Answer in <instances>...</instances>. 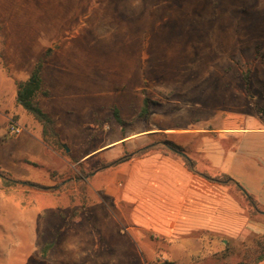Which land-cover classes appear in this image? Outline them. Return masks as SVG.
<instances>
[{
  "label": "crops",
  "instance_id": "0c3cea01",
  "mask_svg": "<svg viewBox=\"0 0 264 264\" xmlns=\"http://www.w3.org/2000/svg\"><path fill=\"white\" fill-rule=\"evenodd\" d=\"M156 7L157 0H0L2 171L32 182V171L41 170L45 186L51 187L49 170L63 175L122 140L159 136L180 146L195 161L196 171L230 176L264 211V118L248 115L249 122L239 127L222 126L223 116L246 118L243 108L183 104L179 99L185 89L157 88L146 79L155 74L146 72V61L157 60L162 41L150 34L142 38L141 27L151 25ZM49 49L41 72L42 90L49 95H39L37 102L53 119L67 158L42 142L40 125L16 103V83L28 79ZM144 97L150 100L148 115L138 119ZM114 111L123 125L115 121ZM108 118L119 132L104 142L96 129ZM9 120L22 128L11 139L6 135ZM92 140L99 143L91 147ZM117 173L122 183L115 182V191L107 182L105 194L117 200L116 218L133 231L141 252L154 243L142 240L141 229L166 253L192 251L193 238L206 232L264 234V221L250 218L227 187L190 172L172 155L152 152L117 165L111 177ZM120 201L131 208L129 213L119 209Z\"/></svg>",
  "mask_w": 264,
  "mask_h": 264
},
{
  "label": "rangeland",
  "instance_id": "374dc122",
  "mask_svg": "<svg viewBox=\"0 0 264 264\" xmlns=\"http://www.w3.org/2000/svg\"><path fill=\"white\" fill-rule=\"evenodd\" d=\"M151 13V25L142 24L141 37L150 34L162 42L157 46V60L146 61V72L155 71L146 79L157 88L185 89L179 99L183 104H237L243 108L246 118L223 116L222 126L239 127L248 121V115L264 118V0H157L156 10ZM110 119L97 125L96 132L104 142L108 135L113 137L119 132ZM13 124L14 120L6 123L10 139L8 128ZM163 140L146 136L126 143L122 140L110 150L102 149L89 162L57 174L51 182V187L57 188L55 192L7 185L0 178V264H236L243 254L256 257L259 249L251 242L242 243L243 232L237 236L206 232L193 238L197 240L189 247L192 251L166 253L149 231L141 229L142 240L154 243L144 252L139 250L133 231L116 218L117 200L104 190L107 182H113L109 188L116 191L115 182L122 183L123 176L117 173L111 177L116 166L97 168L152 141ZM98 143L92 140L89 145ZM221 143L228 144L226 140ZM57 153L68 157L66 152L67 156ZM69 162L72 164V160ZM80 170L88 174L84 192L76 184L61 183L79 176ZM31 177L33 183L47 185L41 170L32 171ZM225 187L246 210V202L236 188ZM120 204L121 211L130 212L131 208ZM253 218L264 221V217ZM226 245L233 253L223 259Z\"/></svg>",
  "mask_w": 264,
  "mask_h": 264
},
{
  "label": "trees",
  "instance_id": "16d2710c",
  "mask_svg": "<svg viewBox=\"0 0 264 264\" xmlns=\"http://www.w3.org/2000/svg\"><path fill=\"white\" fill-rule=\"evenodd\" d=\"M52 53V49L47 50L44 55L38 59L35 63L34 68L28 77L27 80L23 82L16 83V103L21 106L27 114H29L41 127V139L42 142L51 150L55 152H61L63 155L67 156L64 151V143L61 142L59 135L56 131L55 124L53 119L44 113L37 102V98L39 95L42 97L47 98L49 93L47 90H42V81H41V72L44 63L50 57ZM150 100L144 97L142 101V107L140 112L137 115L138 119L145 118L148 115V106ZM114 118L115 121L119 125H123V121L119 118L116 111H114ZM152 152H160L162 154H171L177 156L181 159L183 165L192 173L200 176L201 178L205 179L208 182L217 183L223 186H234L236 190L240 193L244 201L246 202V210L248 216L256 217V216H263L264 211L259 207L258 203L254 199V197L247 192L230 176L225 173H216L211 175L207 172H198L194 169L195 162L188 157V155L184 152V150L170 141H152L149 144L144 145L141 148H138L132 152L126 153L117 157L114 160H111L106 163H102L97 170H104L108 168L115 167L120 165L124 162L130 161L135 158H140L145 155H148ZM80 165V164H79ZM50 179L55 180L58 178L56 172H48ZM88 174L82 170H80V175H75L69 177L67 180H63L65 186L69 184H76L80 187V190L84 192L85 190V180ZM0 178L1 180L7 185H21L26 186L31 190L39 191V192H55L57 190L56 187H47L37 183L29 182V181H20L10 177V175L2 170H0ZM75 179V181H73ZM253 243L254 248L259 249V254L254 258H248L247 255L243 254L241 259L236 264H258L264 260V234L263 235H245L243 239V244L246 243ZM232 248L228 245L224 246V254L222 256L223 259L232 255ZM163 264H170L169 262H163Z\"/></svg>",
  "mask_w": 264,
  "mask_h": 264
},
{
  "label": "built area",
  "instance_id": "2783aa9c",
  "mask_svg": "<svg viewBox=\"0 0 264 264\" xmlns=\"http://www.w3.org/2000/svg\"><path fill=\"white\" fill-rule=\"evenodd\" d=\"M22 132V128L18 125H11L9 128H8V135L13 137V136H17L18 134H20Z\"/></svg>",
  "mask_w": 264,
  "mask_h": 264
},
{
  "label": "water",
  "instance_id": "95a60500",
  "mask_svg": "<svg viewBox=\"0 0 264 264\" xmlns=\"http://www.w3.org/2000/svg\"><path fill=\"white\" fill-rule=\"evenodd\" d=\"M64 150H65V152H68V148L65 145H64ZM223 243L225 244L226 242L223 241Z\"/></svg>",
  "mask_w": 264,
  "mask_h": 264
}]
</instances>
